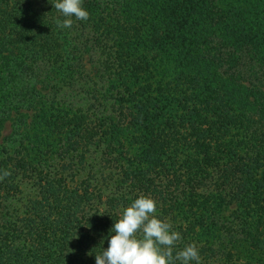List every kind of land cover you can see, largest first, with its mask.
I'll use <instances>...</instances> for the list:
<instances>
[{
	"label": "trees",
	"instance_id": "trees-1",
	"mask_svg": "<svg viewBox=\"0 0 264 264\" xmlns=\"http://www.w3.org/2000/svg\"><path fill=\"white\" fill-rule=\"evenodd\" d=\"M0 0V264H95L159 202L200 264H264V0Z\"/></svg>",
	"mask_w": 264,
	"mask_h": 264
},
{
	"label": "clouds",
	"instance_id": "clouds-1",
	"mask_svg": "<svg viewBox=\"0 0 264 264\" xmlns=\"http://www.w3.org/2000/svg\"><path fill=\"white\" fill-rule=\"evenodd\" d=\"M53 7L60 13L56 27L70 29L73 20L87 21L90 13L84 0H55ZM159 202L140 195L125 207L106 237L108 247L95 252V264H200L201 256L195 243L177 249L181 233L168 218L158 215Z\"/></svg>",
	"mask_w": 264,
	"mask_h": 264
}]
</instances>
